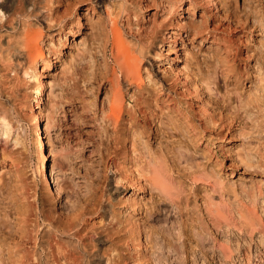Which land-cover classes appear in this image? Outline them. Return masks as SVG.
I'll return each mask as SVG.
<instances>
[{
    "label": "rangeland",
    "instance_id": "374dc122",
    "mask_svg": "<svg viewBox=\"0 0 264 264\" xmlns=\"http://www.w3.org/2000/svg\"><path fill=\"white\" fill-rule=\"evenodd\" d=\"M48 1L41 0V4L48 6ZM53 1L52 6H59L60 12L66 14L65 26L61 30L53 22L51 27L46 23L43 26L40 42L44 56L52 63L53 54L50 52L48 57V53L56 49L59 60L53 69H46L41 59L38 62L48 86L41 125L47 140L49 174L60 166V174L64 171L66 175L56 183L62 188L61 194L54 200L47 195L50 198L47 204H53L64 214L75 205L80 210L87 209L84 225L92 229L90 232L96 231L97 239L104 238L98 246L105 245L106 251L112 248V261H117V256L123 258L137 253L128 247L131 222L138 218L141 238L147 244L136 247L141 256L136 264H158L157 258L167 264H264L261 237L264 234L261 207L264 199V0ZM93 3L95 9L82 17L84 26L73 37L76 27L72 20L76 10L91 8ZM169 4L173 6L171 10ZM181 4L191 5L190 13L184 17L194 25L189 36L170 23ZM129 11L132 29L150 26L155 19L167 23L159 29L155 43L143 59L140 87L136 84L139 80L124 79L114 61L112 42L108 41L115 20L122 27L128 25ZM168 11L169 15L164 16ZM30 21L36 22L35 17ZM18 27L10 29L9 34L5 31L0 34V44L5 47L0 52V67L18 63L14 55L17 52L11 44L16 42ZM181 35L186 40L182 41ZM9 37L13 39L9 42L11 46ZM173 38L178 40L176 46L182 57L172 51L166 57L168 47L174 48ZM172 57L175 59L171 65ZM180 59H184L181 63L184 72L176 67ZM149 60L155 68L151 75L143 69ZM18 71H8L10 95L4 92L0 95L2 100L13 99L16 109H20L17 119L26 132L25 148L19 154L17 151L5 158L0 155L2 264H18V256L14 255L17 246L14 247L15 240L10 238L19 239L22 213L31 208L29 199L22 198L21 194L31 195L35 189L39 194L43 191L40 177L33 173L38 154L33 149V133L28 128L31 108L38 106L37 91L31 87L30 74L21 68ZM113 78L120 80L116 87L124 104V113L118 122L106 116L110 104L108 95H114ZM102 108L107 114L102 113ZM52 111H57L53 125L48 122ZM149 157L166 163L167 189L171 192L159 189L148 180ZM16 167L24 172L23 177L27 176L25 181L24 178L18 181ZM220 178L222 183H218ZM214 182L212 188L210 183ZM245 189L256 194L252 206L261 218L258 228H242L232 218L226 226L210 215L211 195L230 207L237 198L236 193L242 194ZM136 192L137 206L132 201ZM174 199L180 205L177 213L180 212L181 240L174 242L160 231L164 240L159 249L155 247L158 225L153 217L171 210ZM173 213L176 209H172ZM37 219L43 222L41 217ZM205 231L215 237L219 246L224 244L226 253L214 256L203 252L196 233ZM25 247L30 249L31 245ZM176 249L181 258L174 253ZM107 253L105 258L109 256ZM201 259L205 261L201 263ZM110 261L109 264L116 263Z\"/></svg>",
    "mask_w": 264,
    "mask_h": 264
},
{
    "label": "bare ground",
    "instance_id": "6f19581e",
    "mask_svg": "<svg viewBox=\"0 0 264 264\" xmlns=\"http://www.w3.org/2000/svg\"><path fill=\"white\" fill-rule=\"evenodd\" d=\"M48 2H49V5L47 6V5H42L41 0H0V34H2L4 31L5 33L7 32V34H9L8 31L10 29L18 27L19 24H22V26H20L21 27L20 29L19 27L17 28L18 32H15L17 33L15 34L17 37L16 42L15 41H14L15 43L11 42V40L13 39L12 37L11 39L9 37L10 41H8V43L11 42V44H13V48H15L14 50L17 52L16 54L14 53L15 59H16L14 60L17 61L18 63L14 65L12 63L1 65L0 67V71H1L0 72L1 73L0 74V95H2L3 92L6 93V96H8V94L10 95V92H7L9 88V86H7V83L11 82L10 77H9L11 73L9 75L8 71H11V72L14 71L15 73H17L19 72L18 71L19 68H21L25 74H30V76L33 78V83H31V87L34 88L33 90H35L36 88L37 94L35 95V98H36V102L38 106H36L35 108H31V112L28 117V122H29L28 128L33 133V137H32L33 149L35 153L38 154L37 163L35 165L33 173L40 177V181L43 184V191L41 194H39V191L37 189H35V192L31 195H28V194L25 195L26 193L23 195L21 194L22 198L26 197L25 199H29L30 204L29 202L28 204L30 205L31 208H28L24 213H22L24 214L23 216H21L22 221L19 220L20 222L23 223L21 225L22 227H18V230L21 233L19 239L17 236H16L17 239L15 237L14 238L11 237L10 239H13V241L15 240L14 247L17 246L16 252L14 255L18 256V260H16L18 261V264L19 263L20 264H109V260H111L110 261L111 263L115 261V259L112 261V259L114 258L112 257L113 255H111L112 251H110L112 248L108 250L110 251L108 252L106 251L107 249L104 248L105 245L104 247L101 245L98 246L99 243L104 242V238L102 237L103 239L101 238L97 239L96 231L90 232L92 229L88 227L87 224L84 225L87 222V219H86L87 216L85 212L87 209L80 210L74 204L75 206L71 208L69 211H67L66 214H64L65 212L62 213V211H59L55 206H53V204L49 205L46 202L47 199H50V198H47V195L52 196L54 200L55 197L61 194L62 188L61 186H59L60 184L57 185L56 183H58L57 180L58 179L60 180L61 176L66 175L64 171L61 173L62 175L60 174L59 170L62 171V168L60 166H57L59 168L58 170L56 169L57 171L49 174V169L47 167V162L49 160V154L47 150V140L45 139V135L43 131L44 129H43V126L41 125V121L43 120V117H42V112H43L42 110L44 108L43 105L45 106V103H46L44 95L48 90V86L45 80L42 78L43 69L42 67L40 68V66L38 65V62L41 59L43 65L44 66L46 65V69H53L56 66L55 62L59 60L58 59L59 52L55 51L56 49L50 48L51 50L48 53V57H50V52H52L53 54L51 56L53 57L52 63L49 62V60H47L46 58L47 55L46 57L44 56L45 52L40 42L41 37L43 35V26L46 23L48 27H51L53 25L52 24L53 22L55 27L56 26L59 27L58 28L59 30L64 29L65 25L63 23V17L66 15L60 12L59 6L57 7L52 6L54 5L55 1L49 0ZM169 5H170L169 9L171 10L173 6L171 4ZM190 6H191L190 4H188V6L181 4L175 10L174 18L170 20V23L173 25V27L182 28L187 33V36H189L192 33V28L194 26L191 20L186 21L184 19V17L186 16V13H190ZM163 7L165 9L167 8L165 6ZM80 9L76 10V17L72 20V24L76 27L74 28L75 30L73 31L71 30L73 37L78 35L81 30L80 29L81 26L82 25L84 26L82 17L85 16L86 13H89L87 11L92 10L93 12V10L95 9L94 3L91 8L90 6H88L84 8V10H80ZM154 13H153V16L155 15ZM169 13L170 11H168V13H165L164 16L169 15ZM130 16H132V14L129 11V13L127 12V17H126L128 25L125 24V27H122L123 25L120 26L115 20L114 24L111 26L109 30L110 36L108 38V41L112 42L113 46L111 48V51L114 56V61L119 66V68L122 70L124 74V79L125 80H128V79L139 80L136 83L139 86L141 83H143V80H142L143 73H141V69L143 67V59L146 57V54L149 48L155 43L159 29L161 27H164V25H166L167 23L165 24L163 19L162 20L155 19L154 23L152 22L153 24L150 26H147V27L144 26V28L142 29L140 27L132 29V27H129L131 26L130 24L132 20ZM31 17H35L36 22L33 21L34 22L33 23L32 21H30ZM143 19H146V18H143ZM156 20L160 21L159 24L157 23ZM51 34L52 36H54L53 33ZM11 35L12 34H10V36ZM15 35L14 36L12 35L13 38L15 37ZM164 35H166L165 32H164ZM181 38H182V41L186 40L185 39L186 37H183V35H181ZM172 41H173L174 48L171 50L168 47L167 52H166V57L170 51L182 57L183 55L179 52L180 48L176 46V43L178 41L177 38H173ZM2 46H4V44H0V52L2 51L3 48H5ZM8 49H11V48H8ZM154 49L155 48H153V50ZM154 52L155 54H158L157 50H155ZM173 59H175V57H172V60H170L171 65L173 63ZM183 61L184 59H180L178 65H176V67L179 69L180 72H184L182 68L184 66H181V63H183ZM144 67L145 68L143 69L146 70L147 75H151L155 71L154 70L155 68L151 60H149L148 63L144 65ZM114 79L115 78L111 80V88L112 90H114V95L111 97L108 95V98H107V101L110 102V104L108 102L109 104V106L107 107L108 110L106 108V111L108 114L103 109L105 107L102 108L103 109L102 113L103 114L106 113L107 114L106 116L110 121L118 122L124 113V104L121 99L122 97V95L120 94L121 91L119 93V90H117V87H116L117 85H120V80H118L117 78L115 79L116 80L115 81ZM11 100L13 101V99ZM11 100L9 99V97L6 100H2V97L0 96V155L2 156V158H5L6 156H9L17 151L19 154V151L20 150L22 151V148H25L24 147L25 141H24L23 136L26 132H25L24 127L21 128V125L19 124L20 122L16 116V113H18L17 111L20 109H16L17 107L15 106V103H13ZM49 112L51 113V111ZM56 113L57 111H54L49 116L48 122L50 123L51 121V125H53L52 123H53V120L55 119ZM10 139L11 140L13 139L14 141L11 142ZM18 145H20L21 148H18L20 147ZM149 158H148L149 162L146 168L150 176L148 180L151 181V183H153L154 185H157L159 189L164 190V191L166 190L167 192H171L169 191V189H167L168 188L167 185L169 186V182H168V175H167L168 168L166 170V163H164V161L161 159H160L161 161H158L154 158H151V157ZM15 176L18 178V181L21 180L22 178H24V181H25L27 178V176L26 178L23 177L25 176L24 172L18 167H16L15 169ZM220 179L221 180H219L220 182L218 183H222L223 179L222 178ZM216 182H214L213 184L210 183L212 188H214ZM236 197L237 198H235L231 204L232 206L229 207L228 204H226L225 202H222L219 199L217 200L215 196L211 195L210 201L212 202L210 204V207H211L210 215H213V217L216 219L218 223L219 222L224 223V225L226 226H228V224L230 223L229 219L232 218L235 221H239L242 228L244 227V228L253 229V230L255 228H258V225L261 224L259 222L261 218L258 216L257 212H255L252 206L256 202V194H254V191L245 189L244 193L242 194L236 193ZM138 198H139L138 193L136 192L135 197L132 200L133 202L135 201L133 205L135 206L139 205ZM174 201H173L174 204L171 205L172 206L171 210L167 209L165 211L166 213H164L165 215L158 214L153 217L154 223L158 225V229H156L155 231L156 235L154 237V240L156 241V244H155L156 248L160 249V247L162 246V241L164 240L163 235L160 234V231L172 237L174 242L175 241L177 242V240H181V235H182L181 228L182 227L180 226V223H179L180 215H178L180 212L177 213L178 211H180V205L178 204V202H176L175 199ZM62 207H64V205H62ZM83 207L84 206H82V208ZM261 207L264 209V199L261 202ZM67 209H64V210H67ZM94 209L96 210L97 208L95 207ZM172 209H176V213L172 214ZM89 213H90V209H89ZM108 215L111 216V214H107L106 216ZM37 217L38 218L41 217L43 222L38 220ZM134 221L131 222L132 225L130 227V235L131 234L132 235L130 236L131 243L129 244L128 248L130 249V251L133 250L137 253H134L132 255L127 254L125 255L126 257L122 255L123 258L120 256L119 257L117 256L115 257L117 258V261H115L116 262L115 264H136L141 257L138 253L139 251L136 250V247L138 245L142 246V244H145L146 241L141 238L142 229H141V226L139 225L140 223L137 222L138 218H135ZM0 222L2 221L0 220ZM89 228L90 230H88ZM29 229L31 231H29ZM261 232H263V230ZM196 234L199 237V240L201 242V248L205 254H208L207 252H211V255L215 256L216 254H218L222 256L223 253H226L224 247L222 248L224 244L222 246H219L215 241V237H213L210 232L205 231L204 233L199 232ZM261 237L263 241L264 239L263 233ZM226 241L228 242V240ZM26 244L27 245L30 244L31 248L30 249L26 248L25 247ZM115 249L119 250L117 248ZM125 251L126 250H124L123 252L128 253V251L127 252ZM107 252L109 253V256L105 258L104 255H106ZM1 253L2 251L0 250V254ZM174 253L176 255L178 254V258H181L179 251H177V249L174 251ZM102 256L105 259H103ZM204 256H207V255H204ZM101 258L107 261L103 262ZM175 258L177 259V256ZM2 259L3 258L1 255L0 264H2V261H3ZM8 260L9 259H7V261ZM204 261L205 259H201L200 262L203 263ZM157 262L158 264L168 263V262L167 263L164 262V260L160 258H157Z\"/></svg>",
    "mask_w": 264,
    "mask_h": 264
}]
</instances>
